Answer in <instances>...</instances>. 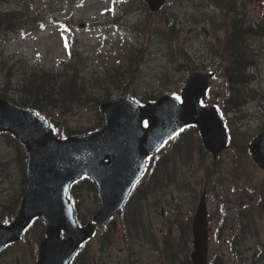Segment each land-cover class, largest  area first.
Here are the masks:
<instances>
[{
  "label": "rangeland",
  "instance_id": "obj_1",
  "mask_svg": "<svg viewBox=\"0 0 264 264\" xmlns=\"http://www.w3.org/2000/svg\"><path fill=\"white\" fill-rule=\"evenodd\" d=\"M37 1L38 0H36V2ZM168 2H170V4L165 5V8L160 13L151 15V17L148 18L149 22H152L155 26L161 28L163 27V22H166V20L169 21L170 19L173 21V18H175V20L179 23L177 27H180V24L188 21V17L192 15L200 17L201 21L197 24H183L181 32L179 31L178 33V43L180 44L183 39L186 42V46H188L192 52H197L198 46L202 40L201 37L196 35V32L201 29L203 25H206L207 27L210 26L206 19H202L209 16L211 11H213V8L209 6L207 0H183V3L175 2V0H168ZM201 2H203L206 7H201ZM42 5H45L46 8L55 12L54 19H65L67 21L66 24L70 31L69 29V33L64 30L63 31L64 33H68L70 37L71 32L77 39V48L81 53V58L77 61V63L80 67L89 69L100 65L102 62V59L99 56H96L93 52V46L101 45L102 39L99 40L98 35L92 34L91 32L83 33L76 29V26H79L80 20L83 19L91 22H106L109 19H113V21L117 22L114 26H102V30L109 33L108 47L106 48L108 49L107 52H109V55L106 54L104 62L116 65L118 60H123V53L119 51L121 46L129 42V40L126 34L120 32V27L122 26L128 32L129 29L126 26L125 18L120 16V11L115 13L107 12L109 7L107 2H104L103 0H77L76 5L73 2L70 3L68 0H47L45 3H37V6ZM10 6H13L12 2L5 5V7ZM34 6L36 7V5ZM258 8L259 0H251L249 2L248 11L251 15H255L258 12ZM176 15H179L182 19H180L179 16L177 18ZM132 16L133 21H139L140 19H144L147 15L136 11ZM49 19L50 18H47V21H49ZM27 31L31 32L26 35L22 34L23 32L18 33L9 41L2 42L0 40V82L2 81V71L3 69H6L5 65L1 62L3 58H5V64L8 65L11 64V60L16 59L20 62H26L32 67H44L53 71L59 69L60 60L65 59L64 54L66 51H64L63 47L59 46L58 37H56L55 34L50 31L42 32L37 30L36 27L29 28ZM161 47L162 45L159 41V37L154 34V31H152L150 50L147 57L148 59L153 60H150L148 66L145 68V71L143 72L144 78L151 79L154 77V73L161 71L162 65L158 63L160 56L157 59L154 58L156 55L154 51L160 49ZM9 55H12L13 58H10ZM257 78L258 82H253V85H260L264 90V49L260 59V71L257 74ZM140 80L137 82L136 87L142 90H148L152 87L150 83H145L143 87H140ZM62 119L65 120L68 125L86 130L93 127L95 129L97 127L96 123L99 121L98 114L92 106L82 107L81 110L76 111L73 115L62 116L59 121L62 122ZM255 127L256 121L254 119L249 117L244 119L242 131L252 133ZM4 143L6 142L4 141ZM226 152L227 153H222L224 154L223 156H225V158L228 156L230 157V152ZM11 153L12 147L9 146L8 148L1 149L0 151L1 161L5 164L6 160L9 159L10 170H13L12 176H3V172H1L2 167L0 166V214L9 209L12 197L16 192H19L18 189L21 188L20 181L18 180L17 173L15 172L16 169L14 170V161L10 156ZM206 161L210 162L211 158H206ZM239 162L240 169L236 171L235 176H233L237 178L235 179L232 177L225 185H217L214 192H212L213 196L211 195L208 200V208L210 210L208 213V220L210 227L212 228L217 229V227L220 226L219 222L221 221L220 217L222 214L231 216L235 212L239 203L242 201L241 196L244 194L245 186L248 184L247 178H249V180L253 183V180L250 179L251 176L254 181L257 182L263 174V172L252 163L249 157L247 158L242 156L239 158ZM200 173L201 172L198 173L199 176ZM90 192L91 191L87 189H83L82 192L83 207L86 210V216L89 214L88 211L92 209L94 203ZM188 209L189 208H183L181 210V215L186 216ZM139 211H141V207L137 206V215ZM10 213L11 215L13 214L11 211ZM2 217L3 215H0V218ZM136 217L138 216L132 217L135 222ZM152 217L154 218V223L149 219L147 229L154 230V226L159 229V231L156 232L157 234L155 237L151 236V238H153V246L145 243L140 244L135 238L121 239V228L125 226V223L123 224L118 218V227L120 229L118 228L119 232L117 235L119 237L116 239L117 243L115 246L105 251L102 260L105 261L106 264H122V257L123 255H126L128 251L124 250L120 252L119 249L123 245L122 241L126 240L132 256H135V253L137 252L136 258L139 260H135L136 262L138 261L137 264H178L183 262L185 257L180 256L182 240H177L172 235H162L167 230H172L174 219L171 218L170 212L163 217H160L159 215H152ZM126 219L124 218V221H127L128 229H130L132 225H134L133 228L136 227L135 224ZM255 224L259 228V233H257V236L259 237L257 238V236H251L253 238H247V236L244 240H242L240 246L232 244V237L234 235L233 230L229 229L228 226L225 229H219L218 239L214 240L210 238L209 257L211 258L212 256L219 254L221 256L220 264H264V262L256 261L254 259L255 252L261 249V247H257V244H255L256 240L262 242L264 245V220L256 217ZM139 231L141 235H144L146 231L145 227L141 226ZM42 233V225L41 229H31L23 240L15 243L2 253L0 256V264L30 263V261H32V246L29 248L30 244L27 242V239L31 241L34 239L37 240L40 238V234ZM90 248H92V251L91 249L86 248L84 252L86 253L88 251V257H91L93 253L94 258H97L98 252L96 249L95 238H92ZM97 264H100L99 259H97Z\"/></svg>",
  "mask_w": 264,
  "mask_h": 264
},
{
  "label": "water",
  "instance_id": "obj_2",
  "mask_svg": "<svg viewBox=\"0 0 264 264\" xmlns=\"http://www.w3.org/2000/svg\"><path fill=\"white\" fill-rule=\"evenodd\" d=\"M137 116L140 118L143 116L150 119L152 118L151 116L141 114ZM26 124L30 125L37 132L38 138H43L44 140L35 139L29 141L33 139V132H26L23 137L18 134V137L26 143L28 149L26 191L23 197L19 216L13 223V227H10L9 229L6 227H0V244L4 241L17 238L21 228L25 226V224L34 214H42L47 216L49 218L48 223L53 221L52 217L56 216L58 212L60 215L63 214L61 194L67 179L65 168L59 162H53L47 153L40 152L49 149L50 145L46 142L49 139L48 136L37 122H35L30 116L25 115L18 120L16 126ZM127 156L130 158L134 157L129 151L126 152V157ZM139 170L140 166L137 164V166L133 169L129 168L123 172L119 170L117 173H112L106 178V180L113 188H120L121 180L124 179V182L127 185L126 188H128ZM60 226H62V224L57 225L55 228L51 227L49 229L47 234L48 238L50 239L42 242L37 264L65 263L63 262V253L65 248L57 251L52 250V245L55 241L57 243H61L58 240L59 231H57ZM64 229L68 233V239L72 241V246H74L81 237L86 235V232L90 230V227L82 231L74 230L70 226ZM193 236L194 252L191 254L192 261L194 264H205L206 233L204 224L202 222L194 221ZM58 245L59 247L63 246L62 244Z\"/></svg>",
  "mask_w": 264,
  "mask_h": 264
},
{
  "label": "trees",
  "instance_id": "obj_3",
  "mask_svg": "<svg viewBox=\"0 0 264 264\" xmlns=\"http://www.w3.org/2000/svg\"><path fill=\"white\" fill-rule=\"evenodd\" d=\"M0 23H1V20H0ZM243 62H244V60H243L242 58H239V59L237 60V62L235 63V64H236V70L239 71V70L243 67ZM25 97H27V98L30 99V100H35L37 96H36L33 92L28 91V92L26 93ZM259 199H260V200H259V202H260V206H261V207H264V184H263V188H262V190L259 191ZM134 216H138V217H136V222L132 219V217H134ZM139 217H140L139 213H138V215H135V211H134L133 214L131 215V222H132L133 224L136 225L135 228H133L134 225H132V226L130 227V229H131V231H132L133 233H136L137 230H138L137 228H138V224H139Z\"/></svg>",
  "mask_w": 264,
  "mask_h": 264
}]
</instances>
